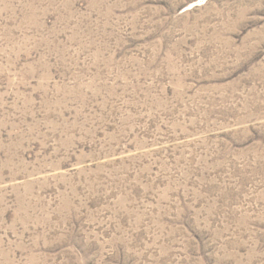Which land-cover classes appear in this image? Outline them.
<instances>
[{"label":"rangeland","instance_id":"374dc122","mask_svg":"<svg viewBox=\"0 0 264 264\" xmlns=\"http://www.w3.org/2000/svg\"><path fill=\"white\" fill-rule=\"evenodd\" d=\"M0 264H264V0H0Z\"/></svg>","mask_w":264,"mask_h":264}]
</instances>
